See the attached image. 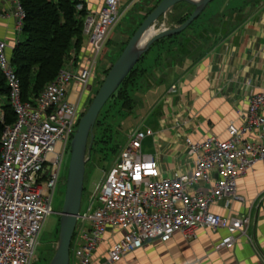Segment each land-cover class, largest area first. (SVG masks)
<instances>
[{
    "label": "built area",
    "instance_id": "obj_1",
    "mask_svg": "<svg viewBox=\"0 0 264 264\" xmlns=\"http://www.w3.org/2000/svg\"><path fill=\"white\" fill-rule=\"evenodd\" d=\"M121 0H104L100 10L87 13L83 32L91 49L79 70L64 66L54 80L29 100L21 96L20 82L9 60L14 47L0 38V72L7 87V100L15 114L0 135V264H33L38 236L52 210V198L61 161L71 141L109 28L119 17ZM82 3L77 4L81 9ZM11 12L19 34L24 11L12 0ZM160 23L157 28H166ZM105 75H101L103 80ZM72 80V81H71ZM71 84L79 87L74 101L68 99ZM175 85L170 88L171 92ZM240 126L229 123L227 138L208 136L202 141L184 139L192 171L164 176L152 154L142 152L150 128L131 130L113 165L94 194L76 216L71 242L75 264H92L97 247L107 243L109 262L145 242H167L174 232L185 239L200 229L226 231L214 248H231L249 223L248 215H221L213 204L230 209L237 194V181L259 162H264V92L248 96ZM250 137V138H249ZM70 242V245H71ZM70 261V260H69Z\"/></svg>",
    "mask_w": 264,
    "mask_h": 264
},
{
    "label": "crops",
    "instance_id": "obj_2",
    "mask_svg": "<svg viewBox=\"0 0 264 264\" xmlns=\"http://www.w3.org/2000/svg\"><path fill=\"white\" fill-rule=\"evenodd\" d=\"M83 1L87 13L92 14L104 2ZM123 1L127 2L125 8L132 6L142 21L158 0ZM11 5L12 0H0V12L10 13ZM192 10L193 6L181 2L160 23L167 28L176 26L183 14ZM18 35L13 18H0V38L12 45ZM131 35L122 31L112 35L114 55L120 54ZM90 53L84 36L78 56L81 65ZM145 54L140 68L146 72L135 92L134 129L153 131L143 141L149 140L146 153L155 157L164 176L192 171L194 165L186 154L184 139L202 141L211 135L227 138L229 123L242 124L248 96L264 92V0L211 1L191 26L177 36L153 42ZM110 65L105 57L100 75ZM172 85L174 92L170 91ZM78 91V85L71 84L68 99L74 101ZM4 102L0 97V106ZM237 194L242 200H233L229 210L221 204L210 207L225 216L248 215L245 234L231 248H214L225 230L200 229L192 239L174 232L167 242H145L117 262L108 261L107 243L103 242L95 250L92 264H264V162L238 179Z\"/></svg>",
    "mask_w": 264,
    "mask_h": 264
},
{
    "label": "trees",
    "instance_id": "obj_3",
    "mask_svg": "<svg viewBox=\"0 0 264 264\" xmlns=\"http://www.w3.org/2000/svg\"><path fill=\"white\" fill-rule=\"evenodd\" d=\"M159 1L148 10V13ZM19 3L24 11V17L18 38L9 51V60L20 82L22 99L29 100L48 82L55 79L58 72L68 65L69 59L75 61L78 58L85 36L83 24L87 11L83 0H19ZM79 3L83 4L81 9L77 8ZM190 13L183 14L178 23L185 21ZM145 53L140 56L137 63ZM136 64L100 110L94 124V139L90 147L94 142H104L102 120L106 119L112 108L117 107L119 111L134 109L135 92L146 72ZM107 70L108 68L104 70V74ZM7 93L8 87L0 72V97L5 99L4 104L0 106V135L4 125L12 123L15 119L13 109L7 100ZM95 129L97 131L100 129V137L97 136Z\"/></svg>",
    "mask_w": 264,
    "mask_h": 264
},
{
    "label": "water",
    "instance_id": "obj_4",
    "mask_svg": "<svg viewBox=\"0 0 264 264\" xmlns=\"http://www.w3.org/2000/svg\"><path fill=\"white\" fill-rule=\"evenodd\" d=\"M211 1L213 0H160L147 13L126 42L118 58L108 68L101 85L80 117L70 142V159L65 180L62 208L59 212L57 244L48 264H69L70 242L75 229L76 216L81 207L84 188L85 162L89 158L90 146L94 139V124L103 105L153 42L166 36L178 34L186 29ZM181 2L193 6L192 12L185 21L170 28H157L159 19ZM149 30L154 32L145 39Z\"/></svg>",
    "mask_w": 264,
    "mask_h": 264
},
{
    "label": "rangeland",
    "instance_id": "obj_5",
    "mask_svg": "<svg viewBox=\"0 0 264 264\" xmlns=\"http://www.w3.org/2000/svg\"><path fill=\"white\" fill-rule=\"evenodd\" d=\"M126 3V1L122 2L121 0V5L118 8L119 17L117 21L110 27L111 29H109L108 31L103 50L97 56L96 65L93 70L94 73L90 78V84L88 85V91L85 97V110L102 83L100 72L103 70V59L106 57L109 59V62L113 64L119 56L118 52L115 55L113 54V48L115 47V44L112 35L114 33H117L118 31H122L123 33L131 35L132 31L135 28H138L139 23L141 21L140 16L136 13L132 6L125 8ZM180 6L186 7L184 5ZM163 17L159 19L158 25H160V22L165 18ZM158 25L156 27H158ZM170 26L171 25H169L168 27ZM144 56H146V54ZM136 65L140 67V62H138ZM68 66L69 69L70 67H73V69H71L73 72L78 71L81 66L79 58L75 61H73L72 58L69 59ZM106 73L103 75H106ZM134 117H136L134 109H132L131 111H119L117 107H114L112 108V111L108 114L106 119L102 120V122L104 123L102 126V131H104V142H94L92 147H90L91 149L89 150V159L85 162V172L83 179L84 191L82 193L81 209L87 203V196L90 194L92 195L96 192L98 186L101 183V180L103 179L105 172L109 170V168L113 165L122 147L127 143L128 136L130 134V129H134ZM144 122H147V120H144ZM95 132L97 136L100 137V129L99 131L95 129ZM70 142L71 141H69L68 145L66 146L59 169L58 181L53 192V212L46 217L39 233V245L37 247L38 253L37 258L33 264H48L55 251L58 237L59 212L62 208L65 191V180L70 159ZM148 142V139L142 141L143 153H146V151L149 149L146 147ZM72 246L73 242H71L69 248V264H75V260L73 259V254L71 250Z\"/></svg>",
    "mask_w": 264,
    "mask_h": 264
},
{
    "label": "bare ground",
    "instance_id": "obj_6",
    "mask_svg": "<svg viewBox=\"0 0 264 264\" xmlns=\"http://www.w3.org/2000/svg\"><path fill=\"white\" fill-rule=\"evenodd\" d=\"M165 26H167V24H165ZM153 32H154L153 30H149L148 33L145 36V39L148 38Z\"/></svg>",
    "mask_w": 264,
    "mask_h": 264
}]
</instances>
